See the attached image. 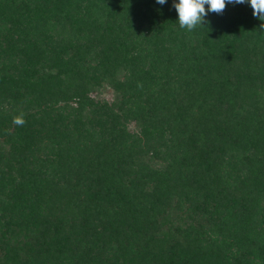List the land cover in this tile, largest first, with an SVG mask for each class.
Wrapping results in <instances>:
<instances>
[{
	"label": "trees",
	"instance_id": "16d2710c",
	"mask_svg": "<svg viewBox=\"0 0 264 264\" xmlns=\"http://www.w3.org/2000/svg\"><path fill=\"white\" fill-rule=\"evenodd\" d=\"M261 24L0 0V264H264Z\"/></svg>",
	"mask_w": 264,
	"mask_h": 264
},
{
	"label": "clouds",
	"instance_id": "9594fccd",
	"mask_svg": "<svg viewBox=\"0 0 264 264\" xmlns=\"http://www.w3.org/2000/svg\"><path fill=\"white\" fill-rule=\"evenodd\" d=\"M167 0H156L157 4L164 5ZM228 3L250 4L253 16L264 21V0H173V7L178 13V23L181 28L192 31L196 26H203L209 13L223 14ZM205 5L208 7L206 8ZM264 29V24L260 25ZM13 123L23 126V114L14 116Z\"/></svg>",
	"mask_w": 264,
	"mask_h": 264
},
{
	"label": "rangeland",
	"instance_id": "374dc122",
	"mask_svg": "<svg viewBox=\"0 0 264 264\" xmlns=\"http://www.w3.org/2000/svg\"><path fill=\"white\" fill-rule=\"evenodd\" d=\"M100 99H106L112 101L114 99V92L109 87H104L98 92Z\"/></svg>",
	"mask_w": 264,
	"mask_h": 264
}]
</instances>
